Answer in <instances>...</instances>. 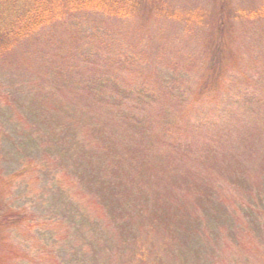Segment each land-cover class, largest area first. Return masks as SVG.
Wrapping results in <instances>:
<instances>
[{
	"label": "rangeland",
	"instance_id": "1",
	"mask_svg": "<svg viewBox=\"0 0 264 264\" xmlns=\"http://www.w3.org/2000/svg\"><path fill=\"white\" fill-rule=\"evenodd\" d=\"M86 1L0 46V264H264V0Z\"/></svg>",
	"mask_w": 264,
	"mask_h": 264
},
{
	"label": "trees",
	"instance_id": "2",
	"mask_svg": "<svg viewBox=\"0 0 264 264\" xmlns=\"http://www.w3.org/2000/svg\"><path fill=\"white\" fill-rule=\"evenodd\" d=\"M66 1L68 2L70 0H66ZM108 1L111 2L110 0H87L86 5L91 10L106 11L108 5L110 6V4L107 3ZM28 2L26 4V6H28V10L22 13V15L17 16L19 20L17 19L18 21L14 23V27L12 28L6 25L8 30H7V34L5 38L0 33V46L3 49L5 47H8L9 43L13 42L14 39L21 38L23 36L25 37L29 36L32 33L33 29H35L38 25H40L44 21H47L48 14L50 13L51 8H52L51 6L52 4L56 5L58 9L60 8L59 2H54V0H31V3L33 2L32 5H29ZM72 4L73 3H70V5ZM74 8H72L71 10H74ZM44 17H45V20L41 22ZM4 39H5V42H3ZM196 187L197 186L195 184H192L191 187H186L183 191L180 189H176L175 191L183 195L185 199L190 200V197L198 198V201H200L199 203L200 204L202 203V206L207 210L208 215L215 216L216 210H214L213 208H212L213 212L209 213L211 210L207 206V204L210 201L209 195L205 193L204 191L197 189ZM185 192H190L194 194H187ZM168 196H171L170 192ZM172 202H173V198H172Z\"/></svg>",
	"mask_w": 264,
	"mask_h": 264
}]
</instances>
